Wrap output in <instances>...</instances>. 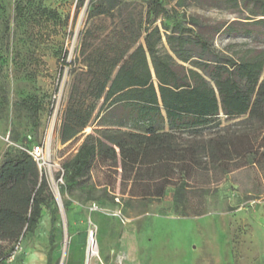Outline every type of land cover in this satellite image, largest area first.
<instances>
[{
	"label": "trees",
	"instance_id": "1",
	"mask_svg": "<svg viewBox=\"0 0 264 264\" xmlns=\"http://www.w3.org/2000/svg\"><path fill=\"white\" fill-rule=\"evenodd\" d=\"M229 1L250 11L247 24L264 28V0ZM89 2L91 15L107 17L123 4ZM146 8L138 29L130 21L84 31L79 72L58 127L63 143L84 138L63 163L60 190L81 185L99 160L120 169L123 201L161 200L173 187L174 212L201 215L211 178L219 181L244 165L264 162V48L229 54L214 46L216 35L258 30L188 16L164 0H148ZM17 12L23 13L21 3ZM88 126L93 130L86 133ZM93 187L87 186L89 194ZM56 204L48 176L29 151L19 149L2 160L0 264L37 228L44 207L53 212Z\"/></svg>",
	"mask_w": 264,
	"mask_h": 264
},
{
	"label": "rangeland",
	"instance_id": "2",
	"mask_svg": "<svg viewBox=\"0 0 264 264\" xmlns=\"http://www.w3.org/2000/svg\"><path fill=\"white\" fill-rule=\"evenodd\" d=\"M147 1L123 0L115 16L107 17L91 15L89 0H0V164L17 150L42 143L40 167L62 205H53V212L45 206L37 228L2 264H85L91 233L97 248L91 264H264V162L244 165L219 181L211 178L205 211L192 217L174 212L173 187L161 200L123 201L120 169L99 160L81 185L60 190L63 163L84 138L63 143L58 130L66 94L79 72L84 31L101 24L138 29ZM164 2L211 23L235 21L239 30L264 32L247 24L253 15L246 7L229 0ZM156 22L162 24L161 18ZM258 32L224 31L214 46L229 54L264 48V33ZM92 130L88 126L85 132ZM88 185H94L90 194Z\"/></svg>",
	"mask_w": 264,
	"mask_h": 264
},
{
	"label": "built area",
	"instance_id": "3",
	"mask_svg": "<svg viewBox=\"0 0 264 264\" xmlns=\"http://www.w3.org/2000/svg\"><path fill=\"white\" fill-rule=\"evenodd\" d=\"M57 110L56 107H54V111ZM29 152L33 155L34 159L38 161L39 165H41V159L44 158V152H45V146L42 143H37L34 145L32 149H29ZM62 170V169H61ZM62 181L64 182L63 175L60 177Z\"/></svg>",
	"mask_w": 264,
	"mask_h": 264
},
{
	"label": "bare ground",
	"instance_id": "4",
	"mask_svg": "<svg viewBox=\"0 0 264 264\" xmlns=\"http://www.w3.org/2000/svg\"><path fill=\"white\" fill-rule=\"evenodd\" d=\"M96 250H97V248H96V237L94 234L91 237H89V242H88V246H87V257H86V261L84 262L85 264H91L90 263L91 258L93 255H95Z\"/></svg>",
	"mask_w": 264,
	"mask_h": 264
},
{
	"label": "water",
	"instance_id": "5",
	"mask_svg": "<svg viewBox=\"0 0 264 264\" xmlns=\"http://www.w3.org/2000/svg\"><path fill=\"white\" fill-rule=\"evenodd\" d=\"M56 200H57V203L58 205H61V202L58 200V198L56 197ZM62 206V205H61ZM93 234L91 233L90 237L92 236Z\"/></svg>",
	"mask_w": 264,
	"mask_h": 264
}]
</instances>
